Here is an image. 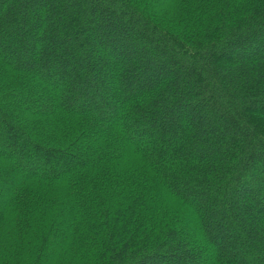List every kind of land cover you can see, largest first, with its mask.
Here are the masks:
<instances>
[{
    "label": "trees",
    "instance_id": "1",
    "mask_svg": "<svg viewBox=\"0 0 264 264\" xmlns=\"http://www.w3.org/2000/svg\"><path fill=\"white\" fill-rule=\"evenodd\" d=\"M160 1L0 0V264H264V0Z\"/></svg>",
    "mask_w": 264,
    "mask_h": 264
},
{
    "label": "rangeland",
    "instance_id": "2",
    "mask_svg": "<svg viewBox=\"0 0 264 264\" xmlns=\"http://www.w3.org/2000/svg\"><path fill=\"white\" fill-rule=\"evenodd\" d=\"M166 4V0H161L160 2H159V5L158 6H160V7H162L163 5H165ZM150 13V12H149ZM99 113H101V112H99ZM110 116H108V118H109ZM107 120V119H106ZM15 134H12V135H10V134H8V135H4L3 136V139H2V142L3 143H6V144H9V145H11L12 146V141H13V136H14ZM144 140V139H143ZM142 141V140H141Z\"/></svg>",
    "mask_w": 264,
    "mask_h": 264
}]
</instances>
